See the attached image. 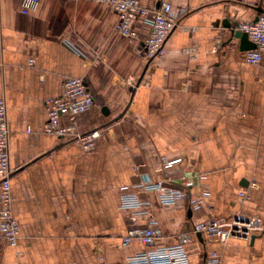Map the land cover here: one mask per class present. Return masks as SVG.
I'll return each mask as SVG.
<instances>
[{"label":"crops","instance_id":"1","mask_svg":"<svg viewBox=\"0 0 264 264\" xmlns=\"http://www.w3.org/2000/svg\"><path fill=\"white\" fill-rule=\"evenodd\" d=\"M169 1L179 26L166 53L148 59L149 28L139 24L137 39L121 35L106 3L40 0L24 14L21 0H0V99L20 226L16 245L0 235V264H127L144 247L122 245L121 236L133 221L146 226L151 218L123 209V192L151 200L163 232L158 245L212 218L255 215L264 228V110L249 105L250 83L264 85V60L247 63L223 26L225 19L253 21L264 0ZM69 78L86 80L96 105L77 115L69 135L47 134L45 102ZM61 124L72 122L63 116ZM95 128L103 136L86 149L75 136ZM163 158L179 160L163 171ZM186 179L203 201L198 207L189 198L163 204L156 191L137 186L160 180L178 187ZM254 230L225 242L204 236L190 246L192 264H264V230L251 240ZM213 251L219 263L209 262Z\"/></svg>","mask_w":264,"mask_h":264},{"label":"built area","instance_id":"2","mask_svg":"<svg viewBox=\"0 0 264 264\" xmlns=\"http://www.w3.org/2000/svg\"><path fill=\"white\" fill-rule=\"evenodd\" d=\"M110 5L117 14L115 30L121 35L137 39L139 37V24L149 28L147 37L143 40V53L146 58L153 59L164 55L167 51V42L171 34L179 26L178 18L171 11V2L161 0L159 6L146 7L141 0H95ZM40 0H21L20 7L24 14L38 10ZM238 28L248 34L249 39L256 44L255 49L243 51V58L249 64H260L264 60V12L258 14L256 21L239 24ZM30 63H33L31 60ZM129 85L133 80L127 81ZM96 105L95 95L89 83L83 78H69L63 83L60 96L49 98L45 102L47 121L44 131L47 134H56L59 137L69 135L75 128L77 115L86 112ZM63 116H68L72 122L69 127L62 126ZM28 131H30L28 129ZM8 108L5 99H0V235L11 245H16L19 238V221L12 212L14 196L11 188V177L15 168L11 166L9 154ZM103 136L102 128H95L87 133L76 135L75 139L81 142L86 149L92 148L96 141ZM162 170L179 159L169 161L163 158ZM173 182V181H172ZM255 183H251L254 186ZM145 192L156 191L163 204H175L181 198H189V207H198L202 204L201 198L192 195L193 182L185 186H167L163 181L151 183L141 182L137 185ZM248 189L240 195L243 200L248 199ZM190 191V192H189ZM203 195H208L207 188H203ZM203 196V198H204ZM121 206L123 209H133L134 214L146 215L151 221L146 226H140L136 221L121 236L122 245H131L139 242L143 249L127 257V264H192L190 246L197 242L198 233L203 237L218 239L225 242L233 235L248 236L255 229L254 234L261 233L262 224L240 222L224 218H212L207 222L195 224L189 231H180L176 234L174 243L158 245L163 238V232L158 222L153 218L151 200L142 198L138 193L123 192ZM246 229V230H244ZM251 235V236H252ZM210 263H219L220 254L213 251L210 254Z\"/></svg>","mask_w":264,"mask_h":264},{"label":"rangeland","instance_id":"3","mask_svg":"<svg viewBox=\"0 0 264 264\" xmlns=\"http://www.w3.org/2000/svg\"><path fill=\"white\" fill-rule=\"evenodd\" d=\"M264 79V78H263ZM264 85L260 82L259 84L257 83H250V110H264ZM261 124L264 123V120H260ZM91 149V148H90ZM187 181H189V179H186ZM253 183H255L254 186H252L251 188H257V186L259 185L256 181H253ZM245 190V189H241L240 193ZM248 192V197H249V190H246ZM239 193V194H240ZM241 196V195H240ZM242 198V197H241ZM235 218L240 221V222H246L249 221L251 223H256V222H260V217L255 216V215H250L248 217L243 216L242 214H238L237 216H232L229 218V220L235 221Z\"/></svg>","mask_w":264,"mask_h":264},{"label":"water","instance_id":"4","mask_svg":"<svg viewBox=\"0 0 264 264\" xmlns=\"http://www.w3.org/2000/svg\"><path fill=\"white\" fill-rule=\"evenodd\" d=\"M257 11H258V13H262V12H264V9L263 8H257ZM257 19H258V15L255 17L254 21H256ZM223 26L225 29L229 30L230 41L233 40L234 38L239 39V48L241 51L256 48V44L249 39L248 34L238 28L239 23H237V22L232 23L230 20L225 19L223 21ZM131 91L133 92L134 89L132 88ZM106 114H108L107 110H106ZM61 146H62V144H60L58 147H61ZM181 185H183V184H181ZM183 186L186 188L185 185H183ZM189 214H191V210H189ZM246 222H248V221H246ZM244 230H246V229H244ZM197 235H198V239L201 242H204L203 234L198 233ZM255 237H256V235H252L251 240H254Z\"/></svg>","mask_w":264,"mask_h":264}]
</instances>
